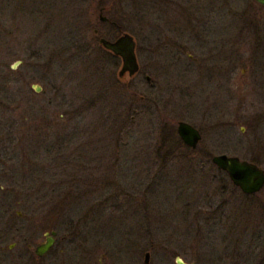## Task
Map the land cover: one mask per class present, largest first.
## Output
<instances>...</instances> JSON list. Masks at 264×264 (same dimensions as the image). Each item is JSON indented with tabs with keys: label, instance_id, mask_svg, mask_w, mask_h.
Returning <instances> with one entry per match:
<instances>
[{
	"label": "rangeland",
	"instance_id": "1",
	"mask_svg": "<svg viewBox=\"0 0 264 264\" xmlns=\"http://www.w3.org/2000/svg\"><path fill=\"white\" fill-rule=\"evenodd\" d=\"M122 32L140 66L119 78L98 40ZM178 121L202 138L165 157ZM222 153L264 169V6L0 0V208L59 224L46 264H256L264 187L236 189Z\"/></svg>",
	"mask_w": 264,
	"mask_h": 264
},
{
	"label": "water",
	"instance_id": "2",
	"mask_svg": "<svg viewBox=\"0 0 264 264\" xmlns=\"http://www.w3.org/2000/svg\"><path fill=\"white\" fill-rule=\"evenodd\" d=\"M257 5L264 6V0H254ZM99 19L106 22L107 18L100 11ZM99 43L103 46L105 51L111 52L121 59V67L118 72L119 78L127 75L133 76L139 72V66L136 54V45L134 37L131 33L122 32L116 39H106L104 36L99 37ZM149 80L148 76L146 77ZM38 91L40 88H36ZM37 91V92H38ZM176 132L179 134L181 141L187 144L192 150H195L199 141L202 138V133L191 123L186 121H178L176 125ZM211 162L214 166L227 174L232 185L236 189L245 193L246 195L259 193L264 186V169L255 164L254 161L244 160L234 155L216 154L211 157ZM52 245L51 239L42 247L39 253L46 251ZM149 254L145 253V263L149 261ZM177 264H187L180 259H176ZM193 264V263H191Z\"/></svg>",
	"mask_w": 264,
	"mask_h": 264
},
{
	"label": "flooded vegetation",
	"instance_id": "3",
	"mask_svg": "<svg viewBox=\"0 0 264 264\" xmlns=\"http://www.w3.org/2000/svg\"><path fill=\"white\" fill-rule=\"evenodd\" d=\"M59 188L61 189L60 186ZM11 206L12 204L8 203L0 208V264H46L47 256L54 253L56 244L59 247L61 243L58 239V235L61 233L59 224L53 230L46 217L24 218L25 213L18 209L15 210V216ZM30 207L31 205L26 206V212H31ZM49 239H51L52 245L46 251L39 253ZM61 239H65L64 235L61 236ZM259 259L261 260H257L256 264H264V256ZM231 262L229 261V264H242L239 255L235 256Z\"/></svg>",
	"mask_w": 264,
	"mask_h": 264
},
{
	"label": "trees",
	"instance_id": "4",
	"mask_svg": "<svg viewBox=\"0 0 264 264\" xmlns=\"http://www.w3.org/2000/svg\"><path fill=\"white\" fill-rule=\"evenodd\" d=\"M100 4H102L103 6H101V10L103 11V13H106V11L108 10V4H107V2L106 3H104V2H101L100 1ZM259 6V5H258ZM261 6V5H260ZM100 11V10H99ZM101 21V20H100ZM102 22V24H104L105 26H110V27H117V25L118 24H116L115 22H114V20H112L111 18H109L108 16H107V21L106 22H104V21H101ZM119 36V35H118ZM105 37V36H104ZM117 38V37H116ZM115 38V39H116ZM106 39H108V38H106ZM110 39V38H109ZM114 39V38H113ZM78 46V45H77ZM79 47V46H78ZM109 52V51H108ZM110 54H112L111 52H109ZM113 55V54H112ZM116 56V55H115ZM166 132V135L164 136V139H163V145H166L167 146V144L169 145V148L165 151V153H164V155H165V157H174L175 155H174V152H176V150L177 149H179V147L181 146V147H183L184 149H186L187 151H191L192 149L189 147V146H187V144H184L182 141H181V138L179 137V134H176V131H175V129L174 130H172V132H171V130H164V133ZM164 148H165V146H164ZM192 151H194V150H192ZM161 152V151H160ZM176 154H178V153H176ZM165 157H163L164 159H165ZM39 172V171H38ZM42 172V171H41ZM63 179H64V177H63ZM64 184V181H63V183H62V185ZM62 201H64V198H63V200ZM61 204H62V202H61Z\"/></svg>",
	"mask_w": 264,
	"mask_h": 264
}]
</instances>
